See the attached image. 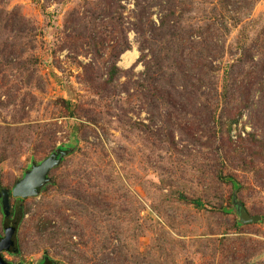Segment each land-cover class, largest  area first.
Returning <instances> with one entry per match:
<instances>
[{
	"label": "rangeland",
	"instance_id": "rangeland-1",
	"mask_svg": "<svg viewBox=\"0 0 264 264\" xmlns=\"http://www.w3.org/2000/svg\"><path fill=\"white\" fill-rule=\"evenodd\" d=\"M262 40L264 0H0L2 260L264 264Z\"/></svg>",
	"mask_w": 264,
	"mask_h": 264
},
{
	"label": "water",
	"instance_id": "water-1",
	"mask_svg": "<svg viewBox=\"0 0 264 264\" xmlns=\"http://www.w3.org/2000/svg\"><path fill=\"white\" fill-rule=\"evenodd\" d=\"M67 153V150H59L57 153L50 155L47 159L41 162L39 165H33L31 169L24 174L21 180H19L11 193L8 191L1 192V209L3 213L4 219L9 217L10 213V196L14 199L23 200L30 197H34L38 194L40 188L48 183L49 177L48 174L51 169L57 167L64 155ZM238 208V212L240 215V219L243 223H251L260 221V217H249L245 211L243 210L240 204H236ZM15 232V228L8 227L4 229V238L0 240V254L3 251H10V248L13 247V234ZM0 264H7L4 260H2L0 256Z\"/></svg>",
	"mask_w": 264,
	"mask_h": 264
},
{
	"label": "trees",
	"instance_id": "trees-1",
	"mask_svg": "<svg viewBox=\"0 0 264 264\" xmlns=\"http://www.w3.org/2000/svg\"><path fill=\"white\" fill-rule=\"evenodd\" d=\"M168 22V20L166 21V23ZM166 27H168V24H166ZM169 29V28H168ZM262 44H264V40H262ZM264 48V47H263ZM245 54V53H244ZM241 89H243V90H245V91H251V87L249 86V85H241ZM233 123V122H232ZM230 126H231V124L229 125V128H228V131L230 130ZM62 151L63 150H65V149H61ZM191 204L192 205H194L196 208H200V207H202V204H201V202L200 201H197V200H195V201H191ZM17 216H19L20 217V219L23 217V214L20 212V211H12V216H11V218H16ZM263 218V220H264V217H262ZM11 220V219H10ZM9 220V221H10ZM7 221V220H6ZM44 264H50V262H48V261H45V263Z\"/></svg>",
	"mask_w": 264,
	"mask_h": 264
},
{
	"label": "built area",
	"instance_id": "built-area-1",
	"mask_svg": "<svg viewBox=\"0 0 264 264\" xmlns=\"http://www.w3.org/2000/svg\"><path fill=\"white\" fill-rule=\"evenodd\" d=\"M238 124V121H237V123L236 124H234L233 125V128H232V132H231V138L233 139V140H236L237 139V136L241 133V136H244V134L240 131V126H239V124ZM237 126H239L238 128V130H236L235 128L237 127Z\"/></svg>",
	"mask_w": 264,
	"mask_h": 264
},
{
	"label": "flooded vegetation",
	"instance_id": "flooded-vegetation-1",
	"mask_svg": "<svg viewBox=\"0 0 264 264\" xmlns=\"http://www.w3.org/2000/svg\"><path fill=\"white\" fill-rule=\"evenodd\" d=\"M6 228H8V227H6ZM2 238H0V240H1Z\"/></svg>",
	"mask_w": 264,
	"mask_h": 264
}]
</instances>
